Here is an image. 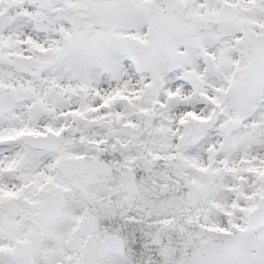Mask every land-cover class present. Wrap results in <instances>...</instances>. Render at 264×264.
<instances>
[{"label":"snow or ice","instance_id":"obj_1","mask_svg":"<svg viewBox=\"0 0 264 264\" xmlns=\"http://www.w3.org/2000/svg\"><path fill=\"white\" fill-rule=\"evenodd\" d=\"M0 264H264V0H0Z\"/></svg>","mask_w":264,"mask_h":264}]
</instances>
